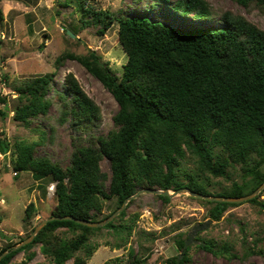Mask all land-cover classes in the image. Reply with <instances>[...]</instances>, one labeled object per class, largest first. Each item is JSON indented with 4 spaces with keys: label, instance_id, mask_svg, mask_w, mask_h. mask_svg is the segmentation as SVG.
<instances>
[{
    "label": "trees",
    "instance_id": "trees-1",
    "mask_svg": "<svg viewBox=\"0 0 264 264\" xmlns=\"http://www.w3.org/2000/svg\"><path fill=\"white\" fill-rule=\"evenodd\" d=\"M77 1L82 23L99 25V35L117 23L118 41L127 59L120 75L90 49L85 55H60L55 67L66 57L75 59L102 83L118 105L112 117L114 128L104 136L87 132L100 120V110L68 72L64 77L65 91L71 96L67 98L65 91L55 90L57 119L86 133L83 138H73L68 165L62 167L46 156H35L36 142L11 143L3 131L0 133V154L12 152L16 172L29 171L36 180L49 177L55 182L52 215L100 221L144 187H185L207 195L240 197L264 182V29L225 11L217 20L219 26L182 30L149 17L129 16L122 10H95L89 3L93 0ZM237 1L243 6L250 2L264 6V0ZM172 9L195 20H213L214 13L206 0H176ZM70 31L76 35L73 27ZM54 77L52 71L17 87L11 109L13 120L29 127L36 117L47 116ZM9 111L8 97L0 91V118L5 119ZM102 158L109 160V174L100 168ZM188 163L193 167L187 169ZM262 192L264 188L245 202L263 207L259 200ZM156 196L169 200L166 195ZM110 199L115 200V209L98 217ZM194 199L209 205L208 217L213 221H218L230 206L242 203ZM32 211L30 203L26 208L28 218ZM124 216L123 210L101 227L65 219L49 221L31 242L2 257L0 264H28L34 257L31 248L37 244L47 261L36 264H66L69 260L71 264H86L97 248L91 242L92 234L103 228L130 230L129 226L115 223ZM33 229L34 226L29 235ZM58 229L72 232V236H59L55 233ZM18 242L2 246L0 253ZM177 243L181 258L177 262L175 256L169 263L188 264V248L183 249V239ZM202 247L209 249L206 243ZM254 251L248 247L245 253ZM18 252H24L23 259L12 263Z\"/></svg>",
    "mask_w": 264,
    "mask_h": 264
},
{
    "label": "rangeland",
    "instance_id": "rangeland-1",
    "mask_svg": "<svg viewBox=\"0 0 264 264\" xmlns=\"http://www.w3.org/2000/svg\"><path fill=\"white\" fill-rule=\"evenodd\" d=\"M175 1L93 0L89 3L95 10L110 13L122 10L129 16L149 17L182 30L195 26H219L217 20L225 11L242 16L264 29V6L260 8L254 2L243 6L237 0H206L214 13L213 20H195L191 15L181 16L174 12L172 6ZM78 5L77 0L0 1V91L2 95H7L10 109L5 119L0 118V133L3 131L11 143L20 140L36 142L35 156H46L62 167L68 165L73 138H83L86 134L68 121L60 123L57 119L59 106L55 90L65 91L66 73L74 75L85 93L99 107L101 118L91 125L88 133L104 136L112 130V117L118 105L102 83L77 60L66 57L56 68L55 59L64 53L85 55L89 49L94 50L116 75L121 74L122 65L127 59L118 41L117 23L113 22L104 35H99V25L82 23ZM71 27L76 35L68 38L64 30ZM52 71L55 77L48 95L52 103L47 116L36 117L29 127L13 120L11 109L17 99V87L27 79ZM65 94L67 98L71 96L69 92L65 91ZM43 132L44 141L41 140ZM11 159L12 152L6 156L0 154V248L25 239L32 226L52 215L56 205L55 182L49 177L36 180L29 171L16 172ZM192 167V164H187V169ZM100 168L110 173L107 158H102ZM213 179L223 181L217 177ZM223 183L229 184L227 181ZM208 188L212 191L217 189ZM156 195L144 192L124 207L125 216L115 223L129 226L130 230L110 231L103 228L95 231L91 242L96 243L97 248L86 264H134L137 260L140 261L138 264H170V259L175 256L180 255L181 258L177 241H185L188 228L194 223L210 219L209 205L200 203L187 193L168 196L167 202ZM259 200L264 204V192ZM30 203L34 211L28 218L26 208ZM115 205L114 199L106 200L98 217L113 211ZM55 233L62 237L72 236V232L61 229ZM205 243L209 249L202 247ZM248 247L255 251L245 253ZM186 248L190 258L188 264H264V206L245 201L230 206L218 221L212 220L205 229L198 231ZM214 249L220 251L214 253ZM31 250L34 257L28 264L47 261L40 252L39 244ZM23 255L24 252H18L11 262H20ZM71 263L72 260H69L66 264Z\"/></svg>",
    "mask_w": 264,
    "mask_h": 264
},
{
    "label": "water",
    "instance_id": "water-1",
    "mask_svg": "<svg viewBox=\"0 0 264 264\" xmlns=\"http://www.w3.org/2000/svg\"><path fill=\"white\" fill-rule=\"evenodd\" d=\"M66 32L68 33V35L70 37H74V34L70 30H67ZM263 188H264V182L261 183L253 192H251L247 195H244V196H240V197L207 195V194L194 192V191L190 190L189 188H185V187L176 189L173 192H170L168 189L142 188V189H139L138 191H136L135 193H133L132 195H129L128 197H126L123 200L122 204L114 212H112L109 216H107L106 218H104L103 220H100V221H92V220L77 218V217H74L72 215H64V216L50 215L49 217L42 219L34 227L33 231L30 233V235L28 237H26L21 242L13 245L10 249H7V250L3 251L2 253H0V259L2 257H4L6 254H8L10 251L19 249L20 247L31 242L33 240L34 236L39 232V230L49 221L64 220L65 219V220L75 221L76 223L86 225L88 227H101V226L107 224L108 222H110L112 219H114L124 209V207L126 206V204L130 200L136 198L138 195H140L144 192H149L152 194H161V195H166L169 197L176 195V194H180V193H187L188 195H190L192 197L200 198V199H204V200H208V201L239 203V202H244V201H247V200L255 197ZM211 221H212V219H208L207 221H205L203 223H194L191 227L188 228V234H187V237L184 241V249L187 247V245H189L194 240V236L198 233V231L205 229ZM195 242H197V241H195ZM179 258H180V255L177 256V262H178Z\"/></svg>",
    "mask_w": 264,
    "mask_h": 264
}]
</instances>
